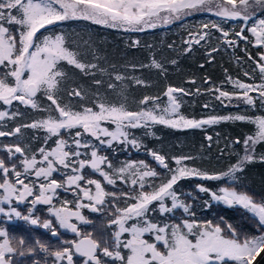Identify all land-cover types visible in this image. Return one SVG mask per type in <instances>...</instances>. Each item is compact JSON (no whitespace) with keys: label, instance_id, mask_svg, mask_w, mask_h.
Returning a JSON list of instances; mask_svg holds the SVG:
<instances>
[{"label":"snow or ice","instance_id":"1","mask_svg":"<svg viewBox=\"0 0 264 264\" xmlns=\"http://www.w3.org/2000/svg\"><path fill=\"white\" fill-rule=\"evenodd\" d=\"M196 12H207L222 20H239L245 25L232 33L235 39H228L229 31L212 23L227 45L243 41L264 49V0H0V122L22 115L18 106L44 113L12 131L0 130V137L18 138L16 142L0 145V153L4 154L0 156V216L44 229L59 242L54 249L39 237L29 243L24 236L10 235L6 228L0 227V264H14V256L32 254L37 248L52 258V264L264 261V200L254 199L238 185V174L254 161L256 146L264 144V115L188 119L179 113L181 103L175 95L188 93L174 87H168L164 93L166 105L161 106L160 97L144 96L136 111L130 110L125 102H109L99 93L92 106L79 107L71 103L72 97L85 98L79 89L68 91L69 103H63L60 95L68 79L67 66L85 74L98 67L81 61L80 53L66 34L55 31L60 24L89 21L125 32H140L181 21ZM207 28L205 23L200 32L189 33L192 39L186 41L189 45L186 51L193 42L200 44L210 36L203 31ZM246 32L251 36L245 35ZM257 55L259 59L251 55L248 59L254 65L252 72L258 71L260 82L227 77L234 91L209 89L218 93L217 100L231 103L235 99L253 109L257 105L264 109V51ZM152 66L162 68L155 60ZM244 75L254 79L249 72ZM125 79L121 74L115 75L118 82ZM133 79L137 85L145 83ZM95 83L99 85L102 81ZM108 88L115 90L116 85L109 83ZM117 95L126 101L123 88ZM41 98L49 102L47 106L41 105ZM228 120L247 122L254 126V131L244 138L243 155L237 153V162L227 171L202 170L189 165L195 159L192 156L169 158L152 149L147 151L156 167L144 160H129L116 166L104 152V146L111 149L115 144L139 149L140 141L132 134L133 129L154 124L199 129ZM22 128L44 133L42 138L34 137L43 141L35 151L19 142ZM233 143L239 145L241 141ZM225 177L232 184L215 190L203 183L196 185L198 192L209 198L204 207L211 208L215 202L242 208L252 218L256 234L238 229L223 216L218 220L198 218L193 205L182 199L183 193L178 191L184 179L221 181ZM118 182L126 187L121 191L109 190L108 186L114 188ZM65 193H70L73 199H68ZM21 205L26 211L20 210ZM38 206H46V218L38 214L41 211ZM85 209L103 214L106 223L93 226L92 230L82 229L81 225H94L84 215ZM65 232L73 234V238L65 239ZM33 264L41 262L36 260Z\"/></svg>","mask_w":264,"mask_h":264},{"label":"trees","instance_id":"2","mask_svg":"<svg viewBox=\"0 0 264 264\" xmlns=\"http://www.w3.org/2000/svg\"><path fill=\"white\" fill-rule=\"evenodd\" d=\"M213 22L229 31L228 39H235L232 33L245 26L239 20H222L207 12H196L184 17L181 21L140 32H125L95 25L89 21H69L60 24L55 31L66 34L69 43L80 53L81 61L98 66L97 69L92 70L91 74H85L79 69L67 66L68 79L62 85L64 90L60 93L62 102L69 103L68 91L79 89L85 98L81 100L72 97L71 103L76 107L80 104L92 106V101L99 93L109 102H125L130 110L136 111L141 107L139 101L144 96L160 97L161 106L166 105L167 97L164 93L168 87H174L182 88L188 93L187 95L175 94L181 103L179 113L188 119L200 120L210 116L236 114L264 115V109H261L259 105L253 109L235 99L231 103L227 100L221 103L215 98L218 93L214 94L209 91L217 87L229 92L234 91L227 77L247 83H259V73L258 71L252 72L254 65L248 57L251 55L259 59L257 53L264 51V49H258L243 41H238L233 46L227 45L222 34L212 27ZM205 23L208 24V28L203 31L209 32L210 36L200 44L193 42L190 50L186 51L189 49L186 41L192 39L189 33L200 32L201 26ZM245 35L251 36L247 32ZM136 41L138 44L134 46ZM213 48L218 50L212 52ZM153 60L161 64L162 68L153 67ZM245 72L251 73L254 79L245 76ZM116 74H121L126 79L118 82L115 80ZM133 78H139L145 83L137 85ZM96 80L102 83L97 85ZM109 83L116 85L115 90L108 88ZM121 88L124 89L126 101L117 95ZM40 103L42 106H47L49 102L41 98ZM18 107L22 115H18L13 120L0 122V128L8 129L28 124L44 115V113L24 106ZM253 131V125L232 120L206 125L199 129H173L154 124L148 128L131 130L140 141L139 149L131 145L115 144L112 149L114 152L108 155L116 166L129 160H144L156 167L147 151L152 149L169 158L178 155L192 156L195 159L189 162L190 166L218 173L227 171L231 164L237 162L239 158L237 153L243 155L242 142ZM27 133L28 131L24 132V134ZM209 136L211 140L207 139ZM237 139L241 141V144L233 143ZM262 156H264V144H259L255 149L254 161L247 164L244 171L238 174V185L241 190L247 191L257 200H264V159H261ZM158 171L164 172L165 170L158 168ZM200 183L215 190L221 185L232 184V181L228 177L221 181H201L198 178L180 181L178 191L183 193L181 198L193 205L198 218L218 220L220 216H223L229 222L232 220L231 215L232 217L238 215H227L224 210L216 207L214 202L211 208L206 209L204 201L209 198L206 194L198 192L196 185ZM188 193H191V196H188ZM232 224L237 227V224Z\"/></svg>","mask_w":264,"mask_h":264},{"label":"flooded vegetation","instance_id":"3","mask_svg":"<svg viewBox=\"0 0 264 264\" xmlns=\"http://www.w3.org/2000/svg\"><path fill=\"white\" fill-rule=\"evenodd\" d=\"M15 127H11L8 129H2L0 130L3 131H12ZM27 134H24V132H27ZM22 133V139L19 141L22 146L28 145L29 148L32 151H35L37 148H39L43 141L42 139H34V137H43L44 133L42 131L34 130V129H21ZM17 136H12V137H0V145L3 144H9L17 141ZM114 147V146H113ZM113 148L109 149L106 146H104V152L105 154L108 155V153L112 154L114 150ZM119 150L117 151V153ZM3 153H0V156H3ZM222 186V185H221ZM109 190L111 191H121L123 190L126 186L120 184L119 182L117 183L116 187L108 186ZM68 199H73L72 195L70 193H65L64 194ZM215 206L218 208H221L226 212L227 215L230 214H238L236 217H232L229 220V222L237 224V228L248 233V234H256V228L254 227V223L252 218L250 217L249 214L245 212L240 207H226L222 204L215 203ZM46 206H38V208L41 209V211L38 213L41 218H46L47 217V212L44 211ZM233 209V210H231ZM20 210L22 212L26 211L25 206L21 205ZM237 212V213H235ZM84 215L87 216L89 219L94 221V225H81V228L84 230H92L93 226H99L101 223H106V217L103 214H98V213H91L87 209L84 210ZM0 227L6 228L9 231L10 235H15L16 237L24 236L26 240L29 243H33L34 239L36 237H39L43 242L47 243L51 248H55L59 246V242L56 238L51 237L50 233L46 232L44 229L34 227V226H29L27 225L24 221L21 220H16L15 218L11 221H8L5 217L0 216ZM63 232V230H61ZM65 239H71L73 238V234L71 233H63ZM14 264H33V261L39 260L41 264H45V259H47V264H52V258L48 257L46 253L40 252L39 249L37 248L36 252L32 254H25L23 257L16 255L14 256Z\"/></svg>","mask_w":264,"mask_h":264},{"label":"water","instance_id":"4","mask_svg":"<svg viewBox=\"0 0 264 264\" xmlns=\"http://www.w3.org/2000/svg\"><path fill=\"white\" fill-rule=\"evenodd\" d=\"M262 255H264V254H262ZM257 259H258V261L260 260L259 257ZM260 264H264V261H260Z\"/></svg>","mask_w":264,"mask_h":264},{"label":"rangeland","instance_id":"5","mask_svg":"<svg viewBox=\"0 0 264 264\" xmlns=\"http://www.w3.org/2000/svg\"><path fill=\"white\" fill-rule=\"evenodd\" d=\"M178 215H179V213H178Z\"/></svg>","mask_w":264,"mask_h":264}]
</instances>
